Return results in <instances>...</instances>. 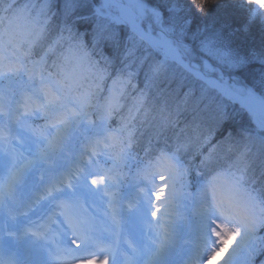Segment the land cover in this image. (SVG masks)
<instances>
[{
  "label": "snow or ice",
  "instance_id": "snow-or-ice-1",
  "mask_svg": "<svg viewBox=\"0 0 264 264\" xmlns=\"http://www.w3.org/2000/svg\"><path fill=\"white\" fill-rule=\"evenodd\" d=\"M209 4L210 0H62L57 5L54 0H42L31 5L35 16L28 5L15 8L9 3L0 10L9 14L0 15V25L7 20V26L0 27V81L23 83L19 99L12 87H0V159L4 161L0 165V214L4 218L0 231L15 227L18 232L8 231L9 236L27 238L32 257L28 264H107L109 255L112 264H177L174 256L181 240L190 246L180 249L179 264H211L237 236L239 241L223 264H239L241 259L243 264H256L264 256V235L259 234L264 231V197L253 195L254 187L251 191L246 187L258 179L250 174L249 143L233 144L229 133L204 155L200 149L209 137L196 122L199 112L214 104V123L226 124L231 106L252 125L242 129L241 136L246 135L249 142L257 137L264 144V27L258 49L245 50L235 41L264 17V0H227L225 9L243 11L248 5L256 6L247 10L246 19L235 28L225 20L211 30L199 25L193 30L197 14L206 15ZM21 20L29 26L30 39L21 38ZM50 21L57 32L55 39L39 60L29 61L25 57L50 30ZM78 24L86 25V30L78 31ZM65 40L76 64H86L91 73L92 83L87 88L75 68L69 71L54 62L52 67L57 70H48L45 57ZM23 44L28 45V51H21ZM61 58L65 63L69 60L63 54ZM145 68L144 89L134 97L125 116L121 101ZM173 69L201 85L200 97L194 101L192 136L182 141L178 137L174 150L139 160L132 150L134 121L148 90L170 81ZM252 73H259V86L249 79ZM184 95L187 101L194 94L189 89ZM205 100L208 103L200 108ZM114 116L119 117L116 127L111 124ZM33 117L45 124L33 127ZM170 126L173 121L162 118L155 134L161 135ZM23 143H28L27 156L16 151ZM192 146L202 156L200 166L205 169H212L219 148L235 151L236 159L230 165L235 171L226 173L225 189L218 187L222 173L200 184L194 214L187 218L176 211L177 202L185 195L178 196L175 185L178 179L183 183L189 171L180 153ZM69 155L73 156L71 167L64 162ZM98 156L104 157L107 167L94 159ZM133 161L138 183L163 173L159 175L161 189L154 191V186L145 183L139 190L147 194V200L141 197L129 203L124 209L130 213L127 220L117 218L114 199L109 200L111 212L106 215L111 218V229L83 218L77 211L81 199L107 196L111 182L119 180ZM89 177L91 185L98 187L89 185ZM165 181H171L170 196L165 195L164 189L169 187ZM128 222L138 227L141 235L147 230V245L124 239L123 226ZM100 255L103 259L97 260ZM0 264L19 262L9 256L0 257ZM259 264H264V259Z\"/></svg>",
  "mask_w": 264,
  "mask_h": 264
},
{
  "label": "trees",
  "instance_id": "trees-1",
  "mask_svg": "<svg viewBox=\"0 0 264 264\" xmlns=\"http://www.w3.org/2000/svg\"><path fill=\"white\" fill-rule=\"evenodd\" d=\"M225 2L227 0H214V3L210 0L206 15L201 16L197 14V18L194 20L192 26L193 30H195L197 25L201 27L207 26L211 30L213 27H219L225 20L229 23L230 28H235L240 22L246 19L248 9L256 8V6L248 5V9L243 11L232 8L225 9L223 8ZM234 2H238V0H234ZM244 2L246 3L247 0H244ZM262 20H264V17L258 18L252 24L248 33L238 34L235 38L236 43L245 50L250 48L258 49L261 43V29L264 27V24L261 23ZM86 28L87 26L84 24L77 25V30L80 32H84ZM189 42H192L191 38H189ZM65 44L67 46L66 49H68L70 45L67 42ZM256 67H259V65H256ZM145 71L146 68L140 70L137 77L132 81L135 87L127 90L126 96L131 106L134 102V97L138 95L140 90L144 89ZM170 75L173 77L170 81H164L159 87L148 90L144 107L138 115L137 120L134 121L136 125L134 143L136 148L140 147V152L146 148L161 149L162 147L174 150L178 137L182 141L185 136H192L193 117L196 115L193 111L194 101L200 97L201 85L191 80V78H187L180 69L170 70ZM249 79L259 86V73L250 74ZM189 89L192 90L194 95L186 101L184 94ZM204 103H208V101L205 100L201 103L200 108H203ZM214 107L215 105L212 104L210 108L200 111L197 116L196 122L200 124V131L204 136L209 137L208 143L200 151L206 155L208 148L212 144L219 145L229 133H232L233 140L231 142L233 144L249 143L251 148L249 155V163L251 166L250 174H254L258 179L254 185L250 184L246 185V187L249 191L254 187L255 191L252 193L264 197V177H261V172H264V144L257 137H254L249 142L246 135L241 136L242 129L251 128L252 125L245 114L240 113L238 109H232L231 106L228 108L231 119L226 124L217 126L212 119V108ZM164 117L170 118L173 121V126L166 128L161 135L157 136L155 134L156 126ZM181 154L186 157L189 172H193V178L196 168H199L207 176L217 169H235L234 167L230 168V165H233L236 159L235 151L227 152L224 148H219L217 161L211 170L202 168L199 165L201 156L196 152L195 146L190 147L187 151H182ZM165 182L169 184V187L164 189L165 195L170 196L172 193L171 181ZM175 188L179 196L182 193V183L179 179L176 181ZM260 233L264 235V231Z\"/></svg>",
  "mask_w": 264,
  "mask_h": 264
},
{
  "label": "rangeland",
  "instance_id": "rangeland-1",
  "mask_svg": "<svg viewBox=\"0 0 264 264\" xmlns=\"http://www.w3.org/2000/svg\"><path fill=\"white\" fill-rule=\"evenodd\" d=\"M29 2H31V1H29ZM25 5H28V4H25ZM253 6H255V5H253ZM21 8H23V7H21ZM29 9L31 10V8H29ZM254 9H255V7H254ZM261 11H264V10H261ZM31 13H32V11H31ZM20 23L22 24V26L29 27L28 24L26 23V21H24V20H21ZM24 32H25L24 29L20 26L21 38H23L22 35H26V32L25 33ZM65 35H67V34L65 33ZM23 48H24V50H28V45L23 44L21 51L25 52L23 50ZM63 51L68 53L67 50H63ZM68 54L70 55V53H68ZM55 55H56L55 58H57L58 56H61L62 53L60 51H58L57 53H55ZM25 58L27 59V57H25ZM68 61H72V64L65 67L67 70L70 71L73 68H75L77 73H79L81 76H83V78L88 79V80L92 79L91 73H90L86 64H85V66H83V65L78 66L76 64V61L71 56L69 57ZM0 87H6V86H0ZM10 87H12L13 89H15L17 91L18 95L16 98L19 99L20 98L19 93L21 92L23 85L20 86V85L15 84V85H12ZM91 118L94 119V116ZM44 124H45V121L43 119H37V118L33 117V120H32L33 127H40V126H43ZM17 143L18 144L20 143L19 139L17 140ZM75 147L78 149L80 147V144L77 143L75 145ZM27 148H28V143H23L20 147H18L16 149V151L18 153H22L24 156H27ZM85 159H87V157H85ZM94 159H95V157H94ZM72 161H73V156L69 155L67 160L64 162L68 166L69 165L72 166ZM3 163H4V161L2 159H0V165H2ZM96 178L100 179L99 176H97ZM91 179H92V177H89V180H88L89 185L92 188L98 187L97 185H91ZM150 187H151V185H150ZM113 193H115V191H109L108 190V195L104 196L103 198H101L99 195H96V196H88L86 199H81L80 206L77 209V211L79 212V214L83 218H85V219L91 218V219L95 220V222L97 223V225L99 227L111 229V227H112L111 218L109 215H106V212H111V209L109 208V204H108L109 200L114 199L113 207L116 209V212L118 214L117 218L119 219L120 216H124L126 220L130 216V213L125 212L124 209H126L128 207L129 203L135 202L137 199H139L141 197H143L145 199V202L147 200V194L144 192H140V191L138 192V188L137 189L133 188L129 194H125L121 197H111ZM191 200H192V198H191ZM155 206H156V204H155V201L153 200V207H155ZM188 208L185 209L184 211H177V213H182L185 217L190 218L193 216L194 213H192V215H191V213L189 214ZM147 218L151 219L150 213H149ZM161 219L163 220V213H161ZM178 219H179V217H178ZM6 230L12 231V232H18L17 228L11 227V226H9V228ZM123 236H124L125 240L133 239L138 244H143V245H147V243L149 241L147 238V230L145 229L144 234L141 235L139 228L134 227L131 224V222H128L123 226ZM185 238H187V237H185ZM25 241H26V245H27L28 244L27 239ZM189 246L190 245H185L183 243V241L181 240L180 249H184V248H187ZM26 247H27V249H31V245H29V244ZM73 247H75V246L73 245ZM180 249H177L176 255L174 256V259L176 260L177 264H179V262L183 256V252ZM231 249L232 248L228 249L227 251H225L223 253H220L217 257L213 258V260L211 261V264H220L219 263L220 257L231 254ZM96 259L97 260L103 259V255L97 256ZM107 264H112V257L110 255L107 257ZM239 264H243L242 259L240 260Z\"/></svg>",
  "mask_w": 264,
  "mask_h": 264
},
{
  "label": "bare ground",
  "instance_id": "bare-ground-1",
  "mask_svg": "<svg viewBox=\"0 0 264 264\" xmlns=\"http://www.w3.org/2000/svg\"><path fill=\"white\" fill-rule=\"evenodd\" d=\"M2 224H3V221L0 220V227H2ZM4 234H5V231H4V230H3V231H0V257H4V256H2V252H3V251H1V247H2L1 238L4 236ZM229 255H230V254H228V255H226V256H222V257H220V259H219V263H220V264H223V260L226 259Z\"/></svg>",
  "mask_w": 264,
  "mask_h": 264
}]
</instances>
